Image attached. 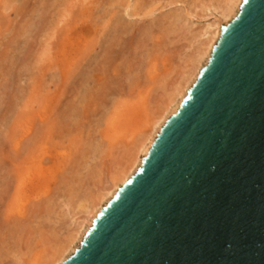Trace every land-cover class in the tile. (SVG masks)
Masks as SVG:
<instances>
[{
  "label": "rangeland",
  "instance_id": "374dc122",
  "mask_svg": "<svg viewBox=\"0 0 264 264\" xmlns=\"http://www.w3.org/2000/svg\"><path fill=\"white\" fill-rule=\"evenodd\" d=\"M219 1L0 0V264L59 256L82 205L128 168Z\"/></svg>",
  "mask_w": 264,
  "mask_h": 264
},
{
  "label": "water",
  "instance_id": "95a60500",
  "mask_svg": "<svg viewBox=\"0 0 264 264\" xmlns=\"http://www.w3.org/2000/svg\"><path fill=\"white\" fill-rule=\"evenodd\" d=\"M61 264H264V0H242L140 167Z\"/></svg>",
  "mask_w": 264,
  "mask_h": 264
},
{
  "label": "bare ground",
  "instance_id": "6f19581e",
  "mask_svg": "<svg viewBox=\"0 0 264 264\" xmlns=\"http://www.w3.org/2000/svg\"><path fill=\"white\" fill-rule=\"evenodd\" d=\"M242 0H221L214 7L216 12V20L209 25L201 34L200 41L191 60L190 65L182 74L180 81L177 83L169 96L168 103L161 111L160 115L153 120L150 128L140 140L134 157L132 158L128 168L119 177L113 178L108 188L100 191L95 200L82 205L81 209L84 214L76 229L72 232L68 243L59 254V256L51 264H61L75 249L78 248L84 234L91 226L93 219L101 208L115 195L117 189L127 181L136 169L140 167L143 157L147 154L152 142L160 131L166 119L174 114L178 109L182 99L185 97L188 89L194 83L199 71L208 61L212 48L220 36L221 26H225L239 11Z\"/></svg>",
  "mask_w": 264,
  "mask_h": 264
}]
</instances>
